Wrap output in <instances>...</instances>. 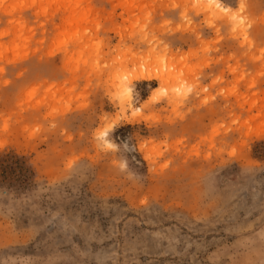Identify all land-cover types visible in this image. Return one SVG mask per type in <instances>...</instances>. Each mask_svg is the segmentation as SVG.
I'll return each mask as SVG.
<instances>
[{"label":"rangeland","instance_id":"obj_1","mask_svg":"<svg viewBox=\"0 0 264 264\" xmlns=\"http://www.w3.org/2000/svg\"><path fill=\"white\" fill-rule=\"evenodd\" d=\"M218 1L0 0V264H264V0Z\"/></svg>","mask_w":264,"mask_h":264},{"label":"bare ground","instance_id":"obj_2","mask_svg":"<svg viewBox=\"0 0 264 264\" xmlns=\"http://www.w3.org/2000/svg\"><path fill=\"white\" fill-rule=\"evenodd\" d=\"M212 4H214V7L217 8H221L222 9V5L220 4V2L218 0H209ZM210 7H206V10L204 11H209ZM225 10H228L227 8ZM140 71V70H139ZM153 77L151 72H148L147 70L145 71H140L138 73H136L134 80H149ZM125 90H123L124 92ZM128 91V90H127ZM125 91V92H127Z\"/></svg>","mask_w":264,"mask_h":264},{"label":"clouds","instance_id":"obj_3","mask_svg":"<svg viewBox=\"0 0 264 264\" xmlns=\"http://www.w3.org/2000/svg\"><path fill=\"white\" fill-rule=\"evenodd\" d=\"M112 131L114 132L115 129H113ZM107 134H108L107 132H100L99 137L101 139H103L104 137L107 136ZM106 143H107V147H109V148H115L116 147V144L114 142H106ZM121 167H124V165H121Z\"/></svg>","mask_w":264,"mask_h":264}]
</instances>
